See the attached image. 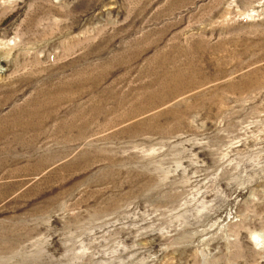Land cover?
I'll return each instance as SVG.
<instances>
[{"label":"rangeland","instance_id":"obj_1","mask_svg":"<svg viewBox=\"0 0 264 264\" xmlns=\"http://www.w3.org/2000/svg\"><path fill=\"white\" fill-rule=\"evenodd\" d=\"M0 264H264V0H0Z\"/></svg>","mask_w":264,"mask_h":264},{"label":"bare ground","instance_id":"obj_2","mask_svg":"<svg viewBox=\"0 0 264 264\" xmlns=\"http://www.w3.org/2000/svg\"><path fill=\"white\" fill-rule=\"evenodd\" d=\"M43 94H44V93H43ZM46 94H47V93H46ZM42 110H43V109H42ZM50 115H51V114H50ZM48 118H50V117H48ZM48 118H47V119H48ZM47 119H45V120H47ZM38 122H39V121H38ZM49 122H50V121H49ZM49 122H48V123H49ZM41 123H42V122H41ZM45 123H46V122H45ZM36 124H38V123H36ZM46 125H47V124H46ZM36 137H38V136H36ZM35 140H36V139H35Z\"/></svg>","mask_w":264,"mask_h":264}]
</instances>
